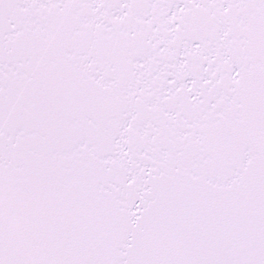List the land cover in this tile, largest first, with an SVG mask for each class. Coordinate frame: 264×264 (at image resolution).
Segmentation results:
<instances>
[{
	"label": "snow or ice",
	"instance_id": "6c2138e0",
	"mask_svg": "<svg viewBox=\"0 0 264 264\" xmlns=\"http://www.w3.org/2000/svg\"><path fill=\"white\" fill-rule=\"evenodd\" d=\"M0 264H264V0H0Z\"/></svg>",
	"mask_w": 264,
	"mask_h": 264
}]
</instances>
